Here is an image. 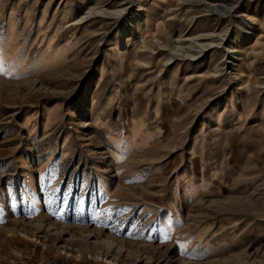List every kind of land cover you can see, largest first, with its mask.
Here are the masks:
<instances>
[{"label": "rangeland", "instance_id": "374dc122", "mask_svg": "<svg viewBox=\"0 0 264 264\" xmlns=\"http://www.w3.org/2000/svg\"><path fill=\"white\" fill-rule=\"evenodd\" d=\"M0 264H264V0H0Z\"/></svg>", "mask_w": 264, "mask_h": 264}, {"label": "bare ground", "instance_id": "6f19581e", "mask_svg": "<svg viewBox=\"0 0 264 264\" xmlns=\"http://www.w3.org/2000/svg\"><path fill=\"white\" fill-rule=\"evenodd\" d=\"M201 1V0H200ZM200 3H203V2H200ZM205 4V3H204ZM208 7H213L211 5H209ZM92 13H96V14H101L102 11L99 10V11H93ZM216 38V39H214ZM198 39H203V40H208L210 41L209 44H202V43H199L196 47V52H197V55H200L202 53V51H204L207 47H212V46H215L213 41H223L224 40V37L222 36H219V35H214V34H206L204 36H201L199 37ZM220 44V43H218ZM178 53H181L183 57L185 58H189V59H194V56L190 55L189 53L183 51V49H181L180 47H177L174 49V54H178Z\"/></svg>", "mask_w": 264, "mask_h": 264}]
</instances>
